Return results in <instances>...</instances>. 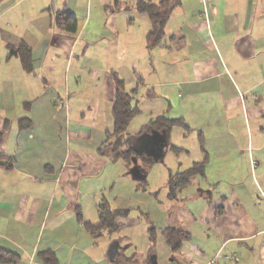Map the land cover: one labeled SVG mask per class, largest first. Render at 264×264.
<instances>
[{"label":"crops","instance_id":"0c3cea01","mask_svg":"<svg viewBox=\"0 0 264 264\" xmlns=\"http://www.w3.org/2000/svg\"><path fill=\"white\" fill-rule=\"evenodd\" d=\"M137 1L0 0V110L6 114L0 116V162L6 164L0 165V248L18 254L13 264H44L38 253L45 251L54 254L55 264H136L134 256H125L130 245L117 240L102 242L100 257L87 254L109 232L94 238L85 230L84 222L98 223V213L95 223L76 216L89 193L84 180L95 175L88 167L101 170L118 160L107 142L115 77L138 109L141 93L142 106L151 107L148 121L161 115L183 120L185 127L165 136L163 157L169 148L192 155L190 167L204 162L203 174L174 199L166 183L173 217L161 229L162 241L167 227L190 233L176 253L165 243L172 255L167 264H264V0H167L164 35L150 49L151 22L136 10ZM58 13L75 18V32L55 25ZM21 45L30 51L29 72L18 57L7 56V48ZM90 97L87 117L73 100ZM70 104L80 122L70 120ZM173 135L192 149L175 147ZM55 138H64L63 156L51 154ZM78 144L90 150L81 146L80 154ZM135 157L156 163L145 154ZM12 175L49 188L50 196L31 200L15 193L6 187ZM63 212L70 216L62 220ZM129 216L117 213L118 228L139 224ZM21 226L33 228L31 243L28 232L22 243ZM83 231L89 245L85 236L80 240ZM149 242V264H158L155 236Z\"/></svg>","mask_w":264,"mask_h":264},{"label":"rangeland","instance_id":"374dc122","mask_svg":"<svg viewBox=\"0 0 264 264\" xmlns=\"http://www.w3.org/2000/svg\"><path fill=\"white\" fill-rule=\"evenodd\" d=\"M118 1L126 3L129 0ZM126 12H128V10H126ZM8 67L10 66L8 65ZM48 97V95L45 97L47 99H45L46 103L44 102L43 106H45V104L47 106V101L49 100ZM136 100L138 101L141 112L132 119L126 133L131 137L138 139L139 136L142 135L141 134L138 136V133L143 129L148 121V110L151 109V107L142 106L145 102V99L141 97V93L137 95ZM73 101H78L79 107L84 110L87 117H90L87 109L91 107L93 98L90 97L83 100ZM134 106L137 107L136 104H134ZM157 108L158 107L156 106V109ZM71 112L72 105L70 104V120L73 122H80V117H77V112H74L73 115H71ZM5 115V109L0 110V116ZM20 121L21 119L18 120V123ZM23 122L24 121H22V123ZM94 137L96 138L97 134H95ZM23 142L25 143L26 140ZM186 142L189 141H184V139H180L179 137L175 138V135H173V138L170 141V143L174 144V146L177 148L181 149V147H184V149L191 150L192 148L190 146H185L187 145ZM11 143H13V141ZM81 146L85 151L90 150V146L84 144ZM81 146L78 144L76 149L80 154L82 152L80 148ZM51 148L53 151L51 154H53L55 157H59L60 155L63 156L66 149L64 138H62L61 141L55 138L54 145ZM36 149L39 150V147H36ZM71 149L75 150L74 147H71ZM105 151L109 152L108 149ZM188 152L192 154L190 151ZM40 153L43 154L44 151ZM192 162V155L188 156L186 154H178L177 152L171 151L169 148L166 149L162 162L152 163L149 166H146L143 160L139 159L137 164L143 169V173L145 175L144 182L133 180L129 175V169L121 159L110 161V163L101 170L88 167V173L95 175L88 180H84L85 186L87 185L86 187L89 193L84 195L86 203L81 205L80 214L82 219L86 221H93L92 223L97 222L98 205L102 202H106L112 211H115L116 213H122L125 210L128 212V215H130L133 220L138 221L139 224L130 227L123 225L120 226L117 231L105 233L99 238L100 241L97 242L99 248L95 249L93 246H89L86 250V253L91 254L94 257H100V253L98 254V252H100V246H102L103 243L106 244L108 241H110L112 244V241L117 240L119 244L123 246L130 245L126 249V257L132 258L134 256L136 264H149L148 257L150 242L148 229L153 227L155 230V241L157 240L155 246L153 247V252H155V254L157 253L156 255L158 256V264H167L172 255L169 253L168 248L162 241L160 232L161 229L167 225V219L173 217L172 214H169V212H171V206H173V202H170V200L167 198L166 183L170 173H175L178 170L183 171L190 167ZM87 165L95 167V164L92 163H87ZM12 176L14 177V175ZM38 184L39 183L35 185L31 180L29 182L24 179H18L15 176L11 181L8 180L6 187L9 189H14L15 193L20 191L21 194L28 195L31 200H33V198L44 199L49 197L50 189L44 188V186ZM66 193L70 197L72 196L70 195L71 193L69 190H67ZM59 196H61V192L57 195V198ZM14 197H18L17 194ZM69 216V212H63L61 218L64 220ZM21 231L24 234V237L21 238L22 243H26L27 232V236L30 238L29 242L31 243L34 239L33 228H27L25 226L23 228V226H21ZM84 236L86 240H88V245L90 242L92 243L91 238L84 231L80 240H83ZM16 237L18 238V236ZM65 249H67V247L64 246V249L62 248L59 250V254H61L62 257H64L63 255H66L64 252ZM77 254L81 256V254L77 253V251H74L72 256ZM80 261L81 262L79 264H88L86 260ZM115 264H118V262L116 261Z\"/></svg>","mask_w":264,"mask_h":264},{"label":"trees","instance_id":"16d2710c","mask_svg":"<svg viewBox=\"0 0 264 264\" xmlns=\"http://www.w3.org/2000/svg\"><path fill=\"white\" fill-rule=\"evenodd\" d=\"M167 0H160L158 4L152 3L150 0H138L136 3V10L139 13H146L151 22V30L146 37V46L148 49L155 47L159 44L164 35V25L167 21L169 9H167ZM55 25L64 31L73 33L76 30V20L70 14L58 13L54 18ZM7 56H16L20 59L22 67L26 72L31 70L30 66V51L21 45L18 48H7ZM114 99L112 104V117H113V133L108 136L111 155L114 159H121L126 164L127 168L132 166L131 158L135 154L131 147V141L135 138L128 135L127 128L129 127L132 119L139 114V109L132 104L133 96L124 90L123 83L114 77ZM22 119L19 122L20 128L24 125ZM175 127H185L182 119H169L164 115L157 116L150 119L143 129L138 133V136L147 133L150 130L163 132L166 138L171 130ZM1 135V134H0ZM107 145V144H106ZM103 145L101 148H106ZM177 151V148H175ZM146 166L152 164L150 159L140 157ZM137 161L139 157H136ZM5 166V163H1ZM141 170H143L141 168ZM143 172V171H142ZM204 172V162H195L193 165L182 172L170 175L167 182L168 197L174 199L177 193L189 184V181L195 177L202 175ZM77 219L82 222V216L77 210ZM117 213L110 210L107 203L102 202L98 205V223L91 224L84 222L85 230L94 238L101 236L104 232L112 233L118 229L116 223ZM150 239L154 240L155 230L150 228ZM166 245L171 252L176 253L180 250L183 241L188 240L190 233L183 228L167 227L162 231ZM39 259L44 264H55L56 259L54 254L50 251L38 253ZM19 260L18 254L0 248V264H13Z\"/></svg>","mask_w":264,"mask_h":264},{"label":"water","instance_id":"95a60500","mask_svg":"<svg viewBox=\"0 0 264 264\" xmlns=\"http://www.w3.org/2000/svg\"><path fill=\"white\" fill-rule=\"evenodd\" d=\"M137 141H139V143L143 142L145 145H148L149 148L139 151L133 145L132 150L135 155L145 154L147 157H151L156 163L162 159L164 148L167 146L163 132L152 130L150 133H144L139 136ZM131 162L132 166L129 168V175L135 181H144L145 176L143 175L140 166L137 164L136 157L133 156Z\"/></svg>","mask_w":264,"mask_h":264},{"label":"flooded vegetation","instance_id":"af4514ba","mask_svg":"<svg viewBox=\"0 0 264 264\" xmlns=\"http://www.w3.org/2000/svg\"><path fill=\"white\" fill-rule=\"evenodd\" d=\"M143 144H144L143 142L142 143H138V145L136 143H133V144H131V146L134 145V147L140 151V150H143V147L145 146Z\"/></svg>","mask_w":264,"mask_h":264},{"label":"built area","instance_id":"2783aa9c","mask_svg":"<svg viewBox=\"0 0 264 264\" xmlns=\"http://www.w3.org/2000/svg\"><path fill=\"white\" fill-rule=\"evenodd\" d=\"M207 264H217L215 260L208 262Z\"/></svg>","mask_w":264,"mask_h":264}]
</instances>
